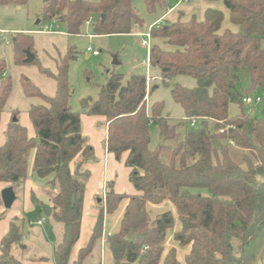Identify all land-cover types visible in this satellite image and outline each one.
I'll return each mask as SVG.
<instances>
[{"label": "trees", "instance_id": "obj_1", "mask_svg": "<svg viewBox=\"0 0 264 264\" xmlns=\"http://www.w3.org/2000/svg\"><path fill=\"white\" fill-rule=\"evenodd\" d=\"M222 1L229 22L237 32H221L223 14L207 8L202 21L192 15L150 28L152 41L163 40L175 49L162 50L153 43L149 65L160 70L164 84L177 77L196 81L193 89L179 85L171 96L182 109L184 119L171 121L162 116V103L147 111L145 75H132L123 82L112 75L99 87L95 100L82 101L83 113L104 119L107 129L106 149L116 160L125 153V167L131 169L130 182L138 193L118 195L108 187L105 209L97 217L86 247L78 252L75 264H82L102 237L104 216L112 214L119 203L128 204L121 219L120 231L107 238L113 264H180L176 250L170 249L162 260L166 231L173 226L171 215L163 213L154 220L146 204L169 201L175 208L181 229L173 234L180 247L190 246L185 264H253L264 245V119L250 118L242 109L240 80L248 77V91L264 89V0ZM28 0H0V6H24ZM147 13L164 7V0H143ZM44 21H60L69 36L80 35L90 22L93 36L131 34L141 27L142 19L132 7V0H43ZM103 16V19L101 17ZM19 41V40H18ZM30 50L15 48L16 64L26 61ZM73 55L60 57L53 78L56 92L43 95L29 80H22L23 94L38 98L28 118L34 131L26 128L12 113L0 147V183L21 184L27 178V160L33 151L32 172L39 179L52 177L50 189L56 191L50 203L52 219L63 226L56 246L54 264H68L70 252L78 240L82 204L88 172L83 166L93 161V150L82 135L80 113L72 112L68 103L69 61ZM5 61L0 59V117L11 93V81L4 75ZM239 113L230 117V104ZM16 118V121L13 120ZM150 120L158 127L163 140L149 148ZM195 120V125L190 122ZM242 149L245 168L234 162L229 145ZM74 163L71 172L70 164ZM261 177L262 180H258ZM206 190L208 195L194 193ZM2 205V201H0ZM133 233L134 238L128 236ZM232 239L239 243L234 251ZM15 224L0 241V264H21L10 252L19 242ZM146 248V249H144Z\"/></svg>", "mask_w": 264, "mask_h": 264}, {"label": "rangeland", "instance_id": "obj_2", "mask_svg": "<svg viewBox=\"0 0 264 264\" xmlns=\"http://www.w3.org/2000/svg\"><path fill=\"white\" fill-rule=\"evenodd\" d=\"M42 1L28 0L24 6H14L12 4L0 6V59L5 61L4 75L9 77L11 81V93L3 112H10L11 115L12 113H17V117L20 120L27 115V111L32 105L42 103L38 98H27L24 96L22 80H29L43 95L54 96L56 92L55 81L52 77L43 74L41 69L50 75H55L59 58L67 56L69 53L74 56L69 61L68 66V83L71 90L68 106L72 112L82 113V101L88 98L95 100L99 93V87L105 85L112 75H121L123 82H126L132 75H145L148 80L151 79L147 88V111L149 112V107L152 104L162 103L163 117L171 121H181L184 119V114L181 107L172 99L171 88L179 85L187 89H193L196 86V81L192 77L177 76L171 79L168 84H164L158 68H153L149 65L147 70V67L143 65V61L148 59V52L142 46L143 37L140 34L149 32L150 28L157 25L159 22L156 21L166 13L168 8L174 7V11L166 17L165 23L175 20L179 13L183 14L181 16L183 19L193 14L197 20L202 21L205 10L210 7L215 9L217 4H220L225 12L221 29H228L232 32L238 31V28L229 22L228 12L222 1L191 0L186 2L183 0H164L167 8L158 6L153 13H147L143 0H132V7L139 18L142 19V25L141 27H135L131 34L93 36L92 26L85 25L82 27L80 35L69 36L65 33V27L60 21L53 22L42 19ZM178 18L176 19L178 20ZM182 18L180 19L182 22L189 20V18L186 20ZM38 21L39 23L37 24ZM45 26H51L49 29L51 33L44 31ZM150 43L151 45L153 43L157 44L165 51L175 49L163 40L152 41L151 39ZM261 45L264 48V41ZM15 48L19 50L28 48L35 57V62L32 64H16L14 61ZM87 48L96 51L97 55L87 52ZM114 58H116L118 64H113ZM239 85L243 94L245 91L248 92L247 97L250 99L255 100L257 97L261 99L260 103H243L242 109L244 113L250 118L264 119V89L257 88L255 91H248L249 83L246 74L242 76ZM238 113V105L230 104L228 108L229 116L235 117ZM148 133L150 138L149 148L153 150L161 142L158 127L155 123L149 125ZM1 138H4V135ZM229 154L234 162L245 168L242 161L244 154L242 149L229 147ZM32 156L33 151L27 160L28 167L31 164ZM258 180H262V178L259 177ZM11 185L8 188L14 192L13 186L16 184ZM5 189L7 188L1 190L0 198ZM194 193L208 195L206 190H194ZM2 208L3 215L0 219L4 220L5 212H10L12 205L10 208H5L2 205ZM38 211L40 213L39 208ZM168 213L173 219V226L166 231L163 242L164 247H167L170 241L173 242L171 232L175 223L178 222L177 214L173 209L168 210ZM41 215H43L42 212ZM33 229H37V227ZM45 234L48 237V233ZM231 244L234 251L238 252V241L232 239ZM181 249L183 250L184 248L180 247ZM180 254L181 252L178 253V255ZM253 264H264V245L260 256Z\"/></svg>", "mask_w": 264, "mask_h": 264}, {"label": "crops", "instance_id": "obj_3", "mask_svg": "<svg viewBox=\"0 0 264 264\" xmlns=\"http://www.w3.org/2000/svg\"><path fill=\"white\" fill-rule=\"evenodd\" d=\"M215 9L220 10L225 18L224 9H222L220 4H217ZM173 11L174 7L168 8L166 13L156 22L163 24L166 17ZM180 15L181 13L176 18L180 17ZM190 16L182 19L186 20ZM176 18L175 20H177ZM222 31L224 29H221ZM150 80L146 77L147 88ZM10 115V112H3L0 117V147L5 142V131L11 118ZM80 119L82 135L93 150V161L83 166V169L88 172V179L83 195L80 232L78 240L70 252L68 264H75L79 250L88 244L97 217L100 215L101 210L105 209V194L108 191V187L111 186L114 193L118 195L135 196L138 194L130 182L131 169L124 165L126 154L124 153L119 160H116L114 155L106 149L107 129L104 119L98 116H87L83 112L80 113ZM19 124L26 128L29 137H34V131L28 114L19 121ZM2 135H4V138H1ZM229 147L236 148L233 144H230ZM32 161L33 156L31 164L28 167L26 180L21 184L13 186L15 191L13 192L14 201L12 210L8 213L5 212L4 220L0 219V241L8 234L10 226L13 223L19 230L20 240L11 246V255L20 261L21 264H54L55 249L63 234V226L52 219L51 211L48 210L51 207V197L56 191L50 189L48 185L52 179L51 176L44 179H39L35 176L32 172ZM74 168L75 164L71 163V172L74 171ZM11 186L8 183H0V192L4 188ZM127 204V199L122 200L112 214L104 216L102 237L96 242L91 255L82 264H113V257L107 243V238L120 231L121 219ZM2 205H0V218L3 215ZM38 208L40 209V213ZM172 209L176 213L174 206L169 201H163L157 205L146 204V210L148 213L150 211L149 215L152 220ZM46 211H49V215L45 214ZM41 212L43 215H41ZM42 219H44V222L38 225L37 222ZM177 221L171 232L172 238L173 234L181 229L178 216ZM34 227H37V229H33ZM45 233H48V237ZM172 248L176 250V258L180 264H185L184 259L190 251V246L183 247L184 249L180 250V246L174 239L173 242L170 241L167 247L163 246L162 260ZM179 252H181L180 255H178Z\"/></svg>", "mask_w": 264, "mask_h": 264}, {"label": "built area", "instance_id": "obj_4", "mask_svg": "<svg viewBox=\"0 0 264 264\" xmlns=\"http://www.w3.org/2000/svg\"><path fill=\"white\" fill-rule=\"evenodd\" d=\"M183 1L190 2L191 0H183ZM89 23L90 22H86V25H89ZM50 28H51V26L50 27L49 26H45L44 31L46 33H49L50 32V30H49ZM140 35L143 37V39H142V46L147 50L148 55H149V50H150V47H151V43H150V41H151L150 32H147L145 34H140ZM87 52H92L93 55H97V52L96 51H92L91 48H87ZM143 65L145 67H147V70H148V68H149V60L146 59L145 61H143ZM147 97H148V95H146L145 101H147ZM242 102L244 104L260 103L261 102V99L257 97V98H255V100H252L249 97H244L242 99ZM149 123L152 124L153 121L150 120ZM194 125H195V120H192L190 122V126L193 127ZM43 222H44V219H42L41 221H38L37 224L38 225H41ZM144 249H146V248H144Z\"/></svg>", "mask_w": 264, "mask_h": 264}, {"label": "water", "instance_id": "obj_5", "mask_svg": "<svg viewBox=\"0 0 264 264\" xmlns=\"http://www.w3.org/2000/svg\"><path fill=\"white\" fill-rule=\"evenodd\" d=\"M101 19H103V16L101 17ZM33 60V56L28 54L27 55V59L26 61L28 63L32 62ZM113 64H118V62L116 61V58H114V61H113ZM14 121H16V118H13ZM162 139H161V143H162ZM1 201H2V204L5 208H10V206L12 205L13 201H14V194H13V191L10 189V188H7L5 189L2 194H1ZM46 215H49V211H46L45 212ZM129 239H133L134 238V234L131 233L129 236H128Z\"/></svg>", "mask_w": 264, "mask_h": 264}]
</instances>
